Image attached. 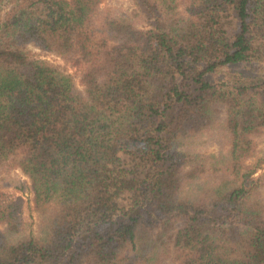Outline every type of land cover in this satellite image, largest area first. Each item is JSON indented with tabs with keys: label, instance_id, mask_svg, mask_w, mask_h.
<instances>
[{
	"label": "trees",
	"instance_id": "1",
	"mask_svg": "<svg viewBox=\"0 0 264 264\" xmlns=\"http://www.w3.org/2000/svg\"><path fill=\"white\" fill-rule=\"evenodd\" d=\"M132 2L0 0V264H264V76L207 78L264 64V0ZM29 46L79 58L83 88ZM219 121L229 162L188 149Z\"/></svg>",
	"mask_w": 264,
	"mask_h": 264
},
{
	"label": "rangeland",
	"instance_id": "2",
	"mask_svg": "<svg viewBox=\"0 0 264 264\" xmlns=\"http://www.w3.org/2000/svg\"><path fill=\"white\" fill-rule=\"evenodd\" d=\"M104 5L111 7L121 15L130 13L134 6L132 0H104ZM225 23L228 33L232 34L236 29L235 19L233 17H227ZM28 50L32 56L50 62L62 71L72 75L75 85L80 89L83 88L80 80L82 62L79 58L71 57L68 60H65L53 53L41 50L35 46H29ZM233 75L264 76V64L261 62L230 64L221 67L213 74H208L207 78L216 82L229 81ZM221 121H219V125H216L212 129L197 135L192 144L188 146V149L203 153L210 161L220 158L229 162L231 141L225 128L222 127ZM255 141L257 142V156L250 159L247 164H253L257 162L258 159L264 158V133L256 136ZM16 174V177H19L25 184H27V189L19 191L9 188V186L7 188L11 194L21 196L24 199L22 217L25 222L26 229L34 232L36 235L42 234L43 216L36 209L35 194L32 187H30V181L21 172H17ZM255 176H262L264 182V162ZM232 178L233 177L228 176V174H214L205 178V183L212 185L213 187L216 186L221 191H224L235 184V181ZM6 184L10 183L6 182ZM190 187L192 190L195 186L192 183L190 184ZM261 193L264 195V184L261 187ZM164 264H172V258L167 260Z\"/></svg>",
	"mask_w": 264,
	"mask_h": 264
}]
</instances>
